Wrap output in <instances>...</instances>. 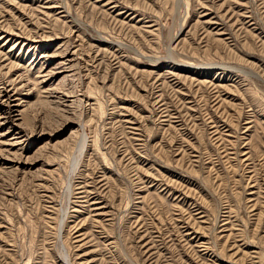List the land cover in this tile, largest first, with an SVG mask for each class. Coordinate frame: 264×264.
Segmentation results:
<instances>
[{"label":"rangeland","instance_id":"rangeland-1","mask_svg":"<svg viewBox=\"0 0 264 264\" xmlns=\"http://www.w3.org/2000/svg\"><path fill=\"white\" fill-rule=\"evenodd\" d=\"M0 264H264V0H0Z\"/></svg>","mask_w":264,"mask_h":264},{"label":"bare ground","instance_id":"bare-ground-1","mask_svg":"<svg viewBox=\"0 0 264 264\" xmlns=\"http://www.w3.org/2000/svg\"><path fill=\"white\" fill-rule=\"evenodd\" d=\"M161 93V92H160ZM10 99V98H9ZM21 140V139H20ZM14 142H16V140L14 141ZM14 142H11V144H14ZM170 190V189H169Z\"/></svg>","mask_w":264,"mask_h":264}]
</instances>
